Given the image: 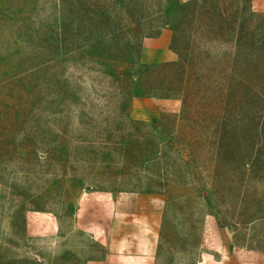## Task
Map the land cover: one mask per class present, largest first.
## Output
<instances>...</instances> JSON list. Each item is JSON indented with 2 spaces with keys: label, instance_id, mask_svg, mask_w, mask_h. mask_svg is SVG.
Here are the masks:
<instances>
[{
  "label": "rangeland",
  "instance_id": "obj_1",
  "mask_svg": "<svg viewBox=\"0 0 264 264\" xmlns=\"http://www.w3.org/2000/svg\"><path fill=\"white\" fill-rule=\"evenodd\" d=\"M63 1L0 0V79L5 71L38 80L33 74L47 59L42 36L59 24ZM172 38L170 26L143 38L140 60H176ZM64 64L57 73L75 95L67 91L49 104L40 84L27 107L0 106V264H201L203 257L215 264L230 251L264 255V201L247 217L252 224L237 225L220 213L239 208L229 190L210 186L213 172L193 177L182 155L165 143L159 149L166 154L154 152L147 139L154 120L180 113V98L140 90L126 108L104 64L85 57ZM124 146L142 156L130 157ZM171 187L176 198L168 203L163 192ZM144 233L154 249L140 244Z\"/></svg>",
  "mask_w": 264,
  "mask_h": 264
},
{
  "label": "trees",
  "instance_id": "obj_2",
  "mask_svg": "<svg viewBox=\"0 0 264 264\" xmlns=\"http://www.w3.org/2000/svg\"><path fill=\"white\" fill-rule=\"evenodd\" d=\"M240 3L65 0L59 24L42 36L40 48L47 59L33 74L39 75L38 80H32V75L28 79L27 73L17 76L4 71L0 106L16 102L27 107L36 100L40 84L48 90L49 104L67 91L75 95L69 90V79L59 77L56 67L65 69L64 63L77 57H85L92 65H105L110 86L126 108L140 90L153 97H178L180 113H163L145 133L152 139L154 152L166 154L159 149L165 143L182 155L184 166L195 170L189 175L195 177L199 169L206 168L213 172L210 186L229 190L226 193L234 199L231 203L239 208L220 213L239 226L252 224L255 220L248 222L247 217L264 201V14L253 9L252 0ZM121 21L130 24L117 25ZM168 26L173 30L171 48L177 59L143 63L138 43ZM123 149L130 157L142 156V151ZM174 191L171 187L163 192L168 203L176 198ZM226 193L221 194L223 202L229 198Z\"/></svg>",
  "mask_w": 264,
  "mask_h": 264
},
{
  "label": "crops",
  "instance_id": "obj_3",
  "mask_svg": "<svg viewBox=\"0 0 264 264\" xmlns=\"http://www.w3.org/2000/svg\"><path fill=\"white\" fill-rule=\"evenodd\" d=\"M253 7L255 10L258 11H264V0H253ZM154 219L152 218L151 223L153 224ZM158 216L156 218V223L158 224ZM148 223V222H147ZM150 223V224H151ZM155 223V224H156ZM151 229H156L151 225ZM145 234V233H144ZM145 240L144 242H141L140 244L144 249H154V243H153V238L152 236H149L145 234ZM149 237L151 239H149ZM148 239V240H147ZM130 244V243H127ZM241 252L238 251H230V252H225L223 254L222 258L217 261L215 264H264V255L260 253H247L241 256ZM207 262V258L203 257V260L201 264H204Z\"/></svg>",
  "mask_w": 264,
  "mask_h": 264
}]
</instances>
